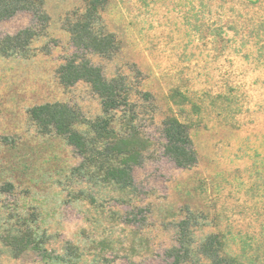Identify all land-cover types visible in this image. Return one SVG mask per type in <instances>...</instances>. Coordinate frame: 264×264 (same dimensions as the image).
Returning a JSON list of instances; mask_svg holds the SVG:
<instances>
[{"label": "rangeland", "instance_id": "1", "mask_svg": "<svg viewBox=\"0 0 264 264\" xmlns=\"http://www.w3.org/2000/svg\"><path fill=\"white\" fill-rule=\"evenodd\" d=\"M83 8L82 0H45L50 21L33 55L0 56V184L13 185L0 195V264H172L188 213L192 253L182 264H211L200 245L212 234L234 264H264V0H108L98 26L116 36L119 51L86 55L135 92L137 127L152 145L132 168V192L76 173L75 149L29 114L52 102L90 121L102 114L88 84L58 78L77 52L67 19ZM30 25L41 23L19 12L0 21V37ZM174 91L189 102L172 101ZM169 115L190 126L198 161L189 169L164 153ZM76 128L89 137L87 125ZM22 224L47 253L4 242Z\"/></svg>", "mask_w": 264, "mask_h": 264}, {"label": "trees", "instance_id": "2", "mask_svg": "<svg viewBox=\"0 0 264 264\" xmlns=\"http://www.w3.org/2000/svg\"><path fill=\"white\" fill-rule=\"evenodd\" d=\"M83 11L67 19L66 30L77 52L67 57L58 70L59 81L65 86H74L79 82L88 84L98 96L102 114L90 121L78 110L63 102L34 105L29 109L33 122L45 133H53L63 138L82 158L76 173L96 183L103 182L116 186L120 190L136 191L132 177V168L140 166L144 154L152 143L137 127L139 110L134 102L128 79L117 74L106 78L103 70L92 64L87 53L113 58L119 51V41L112 33L98 26L101 12L108 0H82ZM45 0H0V21L9 20L19 12H29L41 23L40 29L30 25L15 34L0 37V56L29 57L33 55L34 39L47 28L49 15L44 12ZM140 97L153 104L150 92H140ZM170 99L186 104L189 98L174 91ZM176 100V101H175ZM87 125L90 135L84 136L76 128ZM165 138V155L179 168L189 169L197 164L198 154L190 136L189 124L181 122L176 116L169 115L162 121ZM13 190L10 183L0 184V195ZM188 219L182 220L179 227L178 242L180 249H174L172 264H182L184 254H191L189 229L194 218L188 213ZM17 232L9 233L5 243H14L17 248L34 249L47 253L45 241L37 236L33 229L20 225ZM24 228V229H22ZM223 241L218 234L207 236L200 245L201 252L211 264H234V259L224 257Z\"/></svg>", "mask_w": 264, "mask_h": 264}]
</instances>
